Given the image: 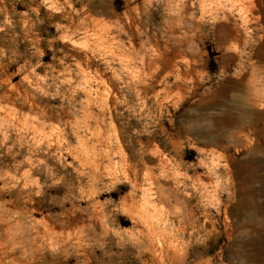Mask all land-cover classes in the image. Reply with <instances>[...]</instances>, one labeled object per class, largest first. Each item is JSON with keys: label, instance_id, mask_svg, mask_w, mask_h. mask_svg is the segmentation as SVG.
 I'll return each instance as SVG.
<instances>
[{"label": "rangeland", "instance_id": "obj_1", "mask_svg": "<svg viewBox=\"0 0 264 264\" xmlns=\"http://www.w3.org/2000/svg\"><path fill=\"white\" fill-rule=\"evenodd\" d=\"M260 102L264 0H0V264H264Z\"/></svg>", "mask_w": 264, "mask_h": 264}, {"label": "bare ground", "instance_id": "obj_2", "mask_svg": "<svg viewBox=\"0 0 264 264\" xmlns=\"http://www.w3.org/2000/svg\"><path fill=\"white\" fill-rule=\"evenodd\" d=\"M99 27V26H98ZM99 40V39H98ZM254 105L255 106H257V107H264V104L262 103V102H260V103H254ZM142 205V204H141ZM140 205V206H141ZM139 207V206H138ZM142 207H143V205H142ZM142 209V208H141ZM143 210V209H142ZM141 210V211H142ZM138 212V211H137ZM138 213H140V210H139V212ZM137 214V213H136ZM139 216V215H138ZM141 217H143V216H141ZM144 219V218H143ZM149 219V218H148ZM144 221V220H143ZM144 223V222H143ZM146 224V223H145ZM178 231V230H177ZM180 233V232H179ZM169 248V247H168ZM170 251V250H169ZM159 253H160V251H159ZM167 256V255H166ZM167 258V257H166Z\"/></svg>", "mask_w": 264, "mask_h": 264}]
</instances>
